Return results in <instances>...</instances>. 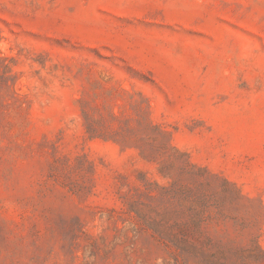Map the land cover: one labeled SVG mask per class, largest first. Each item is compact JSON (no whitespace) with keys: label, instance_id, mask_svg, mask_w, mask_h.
<instances>
[{"label":"rangeland","instance_id":"rangeland-1","mask_svg":"<svg viewBox=\"0 0 264 264\" xmlns=\"http://www.w3.org/2000/svg\"><path fill=\"white\" fill-rule=\"evenodd\" d=\"M186 166L264 250V0H0V264H205L130 209Z\"/></svg>","mask_w":264,"mask_h":264},{"label":"trees","instance_id":"trees-1","mask_svg":"<svg viewBox=\"0 0 264 264\" xmlns=\"http://www.w3.org/2000/svg\"><path fill=\"white\" fill-rule=\"evenodd\" d=\"M192 168V169H191ZM182 167V176L189 175L192 182L177 179L170 185H159L154 198L176 203V219L170 222L168 211H157L161 230L155 229L152 222L142 216L147 205L140 199L130 203V209L136 211L142 225L154 230L155 236L170 249V255L178 263L194 259L205 264H257L264 250L259 246L247 247L236 244L226 238V233L216 227L215 223L224 219L217 209L219 205L209 192L208 181L201 168ZM153 182H148L147 188ZM213 228V230L211 229Z\"/></svg>","mask_w":264,"mask_h":264}]
</instances>
